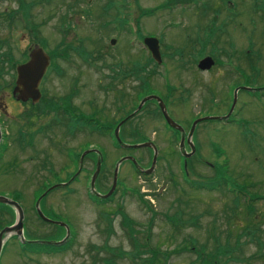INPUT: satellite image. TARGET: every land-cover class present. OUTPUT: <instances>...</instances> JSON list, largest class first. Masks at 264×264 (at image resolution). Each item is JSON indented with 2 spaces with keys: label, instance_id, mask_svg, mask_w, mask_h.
Returning a JSON list of instances; mask_svg holds the SVG:
<instances>
[{
  "label": "rangeland",
  "instance_id": "374dc122",
  "mask_svg": "<svg viewBox=\"0 0 264 264\" xmlns=\"http://www.w3.org/2000/svg\"><path fill=\"white\" fill-rule=\"evenodd\" d=\"M21 1L34 3L28 10L27 20L20 10ZM196 1L184 5L176 0L173 8L145 17L144 12H150L162 0H0V123L4 135L0 149V152L3 149L0 196L19 194L23 198L24 229L29 234L24 235L26 240L56 241L55 230L38 221L33 206L44 192L43 186L66 181L67 174H74L77 166L70 162L71 157L66 156L65 149L72 147L75 155L82 149L103 148L104 168L95 181V188L101 193L111 187L114 166L122 157H135L141 168H149L150 152L112 149L106 134L78 133L67 137L64 129L54 121L57 100L76 77L79 94L74 105L90 113L88 104L92 103L93 108L106 110L103 115L109 121L117 118L113 115V97L100 92L96 85L100 77L96 71L101 72V67L120 66L130 73L137 62L143 66L148 54L143 51V40L137 34L144 39L155 35L164 38L161 42L164 66L157 67V75L150 83L156 94H160L170 71V81L187 89L185 102L171 105L172 116L186 128L191 127L198 116L228 113L236 88L264 89V15L253 13L264 0H230L236 5L237 18L226 25L223 23L228 13L222 9V0ZM201 39H204L205 54H213L217 68L204 77L180 71L177 74L175 68L192 66L196 58H177L172 49L191 50L192 42ZM112 41H115L113 45ZM171 44L172 49L168 48ZM230 45L236 50V65L247 76H252L250 80L238 78L231 87L232 93L226 88L230 76L224 65L229 59ZM37 46L47 54L59 50V59L53 61L54 66L40 86L44 101L32 108L27 102L11 98V91L17 65L25 62ZM80 66L85 67L73 71ZM219 66L225 70L220 77ZM81 73H86L87 77H82ZM125 76L127 83L133 82L130 74ZM129 89L126 90L128 96ZM262 92L238 93L234 122L196 125L191 140L195 153L186 163L188 181L182 178L183 159L175 138L165 140L169 131L158 118L146 113L139 115L137 121L143 122V131L158 147L154 171L144 179L136 175L128 161L122 162L116 195L103 206L88 196L89 178L95 164L87 159L77 182L69 189L50 191L39 205L47 217L57 218L51 211L70 227L72 240L69 245L55 254L21 255L16 241L9 238L0 264H199L196 260L202 248L206 251L201 254L207 255L226 244L232 249V254L225 257L229 261L222 259L217 264H264V256L258 252L259 245L251 242L249 235L253 232L264 246ZM129 102L127 99L125 113L132 111ZM46 103L50 105L44 110ZM120 140L127 144L137 143V138L131 136L122 135ZM219 167L226 180L233 182L229 186L235 189L245 186V190L237 189L239 195L223 187L216 191L191 190L192 182L202 186L211 183L215 168ZM136 191L143 197L144 206L136 199ZM245 195L256 200L252 203L254 213L251 215L246 209L248 198ZM119 211L134 223L135 232L131 235L123 228ZM175 215L181 220L177 228L165 218ZM5 221L9 219L5 217ZM137 245H147L145 252H136ZM137 251L141 250L137 248ZM151 252L157 255L151 258Z\"/></svg>",
  "mask_w": 264,
  "mask_h": 264
},
{
  "label": "flooded vegetation",
  "instance_id": "af4514ba",
  "mask_svg": "<svg viewBox=\"0 0 264 264\" xmlns=\"http://www.w3.org/2000/svg\"><path fill=\"white\" fill-rule=\"evenodd\" d=\"M175 1L176 0H162V3L160 5H157L153 8L154 12H158V10L160 11H164L166 9H170L171 7L173 8V6L175 5ZM182 2V1H181ZM223 4V9H225L226 11L229 12V17H227L226 14V18H225V23L224 24H228L231 23L232 21H234L237 18V12H236V7H235V3H233L232 1H226ZM161 7V8H159ZM159 8V9H158ZM220 8V7H219ZM183 9V8H181ZM231 15V16H230ZM164 29H162L161 32H163ZM168 32V31H166ZM200 33L199 31H197V34ZM163 34V33H162ZM152 37H157V35L152 36ZM159 42H162L164 40V38H158ZM193 41V40H191ZM203 41L204 40H197V41H193L191 44V50H186V49H172V44H171V49L173 50L172 52H175V54L173 56L177 57V58H196V60L194 61V63L192 64V66L186 65V66H182V67H178L177 69L175 68V71L177 72V74L180 72L183 73H189L191 75H196L199 77H204V75L209 74L210 72H212L213 69H215L217 61L215 58H213L214 62L216 63L215 66L209 70V71H201L198 68V64L199 62L205 58L207 55L205 54V50L203 47ZM161 48V55L162 58H164V53L162 50V46ZM231 55H230V62L229 65H226V72L229 74V81L226 84V88L228 89V91H231V87L233 84H236L238 81V77L239 75H243L244 79L249 78L252 79V76H247L245 74V72H243L242 70H240V68L236 65L237 64V56L236 55V50H232L231 51ZM208 56H212V55H208ZM174 57V58H175ZM214 57V56H212ZM233 59V60H232ZM166 65V64H165ZM164 66V65H163ZM160 66V67H163ZM85 66H80V67H75L73 69L74 72H77L78 70H80L81 68H83ZM157 64L152 63V65L149 66H141V65H136L134 67V75L133 77H131L133 79V82L127 83L126 82V71L118 66H111V67H101L99 68V70L101 72H97V74L100 75V77L98 78L96 85L98 86V89L100 90V92L104 93L105 95L108 96H112V107H113V115L116 116L117 118H115L113 121H109L106 117V115L104 114V111H106L104 108H98L97 106L95 108H93V104L89 103L88 107L90 109V113H85L82 110H79V107L74 103L75 101L78 99V91H77V85H78V78L76 77L75 79H73V84L70 88H67V92H63L62 96H60V98L57 100L58 101V105H56V109H55V122L58 125V127H61L64 129L65 134L67 135V137H73L76 134L78 135V133H86L87 135H93V134H97L99 136H102L104 134H106L107 137L112 136L113 137V141L111 143V147L112 149H122V150H129L125 147L122 146H118L116 140H114V130L116 128V126L123 120L126 118L125 112H126V105H127V99H129L131 101V99H135L138 100L136 102V104L134 105L132 111L137 107V104L141 102V100L147 96H157L159 99L162 100V102L164 103L167 113L169 114V117L178 125H180L183 128L184 131V140H183V145L181 146L180 143V139H181V132L177 131L171 127H169L164 119V117L162 116V113L160 111L159 105L155 100H151L149 102H146L143 110V113H146L149 116H154L155 118H158L164 125V129L168 130L169 134L168 136L165 137V140L167 141L168 139L170 140H176V148L179 149V147L181 149H190V147L188 146V142H187V137L189 134V127L186 128L183 125H181V122L179 120H176L172 114H171V105H173L175 103V105H179V104H183L185 101V92H186V88L184 87H177L174 83H172L170 81V71L167 77V82L164 83L163 87L160 89L161 93L160 94H156V92L154 91V89L151 87V79L157 75ZM223 66H219V74L218 77H220L221 73L223 74ZM87 68V67H86ZM167 68V72H168V67L166 65ZM217 68V67H216ZM228 69V70H227ZM249 70L253 71V66L252 64H250L249 66ZM82 77H87L86 73H81ZM142 79H144V81H142ZM220 79V78H219ZM169 80V81H168ZM73 85L75 87H73ZM132 85V87L129 89L128 87H130ZM237 87V86H236ZM240 88V87H239ZM128 94H130L129 96L126 93V90H128ZM216 89V88H213ZM180 91V93H182L181 95H178L177 92ZM188 91H187V94ZM128 96V97H127ZM130 103V102H129ZM84 106V105H83ZM44 110L45 107H44ZM149 110V111H147ZM131 111V112H132ZM142 114V113H141ZM141 114H136L135 117L131 120H129L130 125L128 127H126V124H123L120 126L119 130H118V136L119 138L123 135V136H131V137H136L137 138V143L134 144H143V143H151L153 144L156 148V142L154 139H151L147 134H145V132L143 131V122L141 121H137V118L139 115ZM227 112L221 116H215V117H219V118H223L227 116ZM122 116V117H121ZM205 116V115H203ZM233 116L234 113H231L229 116V120L225 121V122H218L222 125H226L229 124L230 122L233 121ZM120 117V118H119ZM234 122V121H233ZM132 123V124H131ZM126 125V126H125ZM44 131V130H43ZM42 131V132H43ZM163 131V130H162ZM127 144V143H126ZM134 144H128V145H134ZM71 149V150H69ZM67 148L65 149L66 153H73L72 147L71 148ZM96 149V148H94ZM97 149H103L101 146ZM151 149H153V147H145L143 150L145 151L147 154L151 151ZM102 151V150H101ZM189 152V151H188ZM103 153V151L101 152ZM94 158L93 161H95L96 163V156L94 154Z\"/></svg>",
  "mask_w": 264,
  "mask_h": 264
},
{
  "label": "water",
  "instance_id": "95a60500",
  "mask_svg": "<svg viewBox=\"0 0 264 264\" xmlns=\"http://www.w3.org/2000/svg\"><path fill=\"white\" fill-rule=\"evenodd\" d=\"M114 43H115L114 41L111 42L112 45ZM144 44L148 47L149 51L152 53V57L158 63H160L161 62V59H160L158 41L156 39H153V38H147V39L144 40ZM48 65H49V58H48V56L45 55L44 52L41 49H39V48L36 47L29 54V61L26 62L25 64H22V65H20V66L17 67V69H16L17 79H16V82H15V87H14V89L12 91V95H13V97L17 101L26 102L28 100H31L33 103H36V102L39 101V99H40V93H39V90H38V86H39V83L41 81V78L43 77V75H44V73H45L46 68H47ZM212 65H213V60L211 58H206V59H204V60H202L200 62L199 68L201 70H208V69L211 68ZM153 98H155V97L145 98L141 102V104H140V106H139L138 109L141 108V106L143 105V103L146 100H150V99H153ZM155 99H156V101L159 104V107L161 109V112H162V114H163L166 122L172 128H175V129H178V130L182 131L181 128L179 126H177L169 118V116L167 115V112H166L165 107H164L163 103L161 102V100H159L158 98H155ZM235 102H236V96L234 98L232 108L234 107ZM131 117H132V115L129 116L127 119H129ZM208 119L209 118L199 119L191 127V130H190V133H189V137H188V143L191 146V154L194 151V147L190 143V139L192 137L193 130H194L196 124H198V123H200L202 121H206ZM212 119H216L217 120L218 118H212ZM118 128H119V126L117 127L116 133L118 131ZM183 135L184 134H182L181 141L183 140ZM0 140H1V131H0ZM145 146H151V144L148 143V144L140 145L138 147H145ZM131 147L135 149V148H137V145L136 146H131ZM152 150H153V154L154 155H153L152 164H151V167H150L149 170H142V169H140L139 166L137 165L136 161L133 158H131V157H126V158L121 159L116 164V166H115V170H114V174H113V179H112L111 189L109 190V192L106 195H100V194H98L96 192V190H95V185H94L95 184V180L97 178V175H98V173L100 171V166H101V161H102V158L100 157L98 159V161H97L96 170H95V172H94V174L92 176L91 182H90V190H91V193L94 196H96V197H98L100 199H107L108 197H110L111 194L114 192V190L116 188V185H117V172H118V167H119V165L123 161H126V160H129V161H131L134 164V166L137 169L138 173H140L142 175H148V174H150L153 171V168H154L155 162H156V158H157V150L155 148L152 149ZM90 152H95V153L99 154L96 150H89V151L84 152L81 155V158H80V161H79L80 166L82 164V160H83L84 156L87 155V154H89ZM181 152L184 155V157H186V158H189L190 155H191V154L186 155L184 153V149H181ZM80 169H81V167H79L78 172L80 171ZM66 185L67 184L56 185V186H53L50 190L55 189L57 187H65ZM42 197L39 198V200L36 202V205H35V209H36V212H37L39 218L43 222H45V223H49V224H52V225H57V226H60V227L65 228V230H66V237H65V239H64L63 242H61V243H46V244L55 245V246L61 245V244H63L69 238V229L63 223L51 221V220L47 219L42 214V212L39 209V202L42 199ZM0 204L7 205V206L12 207L15 210L16 216H17L16 221H15V223H14L13 226H11V227H5L0 232V254H1V251H2V248H3L4 243L11 236L18 237V239L20 240V242L23 243V244L26 243V241H25V239L23 237V220H24V215H23V210L21 209V207L19 206V204H17L16 202H14V201L6 198V197H1V196H0Z\"/></svg>",
  "mask_w": 264,
  "mask_h": 264
},
{
  "label": "trees",
  "instance_id": "16d2710c",
  "mask_svg": "<svg viewBox=\"0 0 264 264\" xmlns=\"http://www.w3.org/2000/svg\"><path fill=\"white\" fill-rule=\"evenodd\" d=\"M34 5V3H29V4H26L24 3L23 1L20 2V10L24 11L25 13V18H29L28 16V10L30 7H32ZM10 58V56H9ZM33 108H36L33 107ZM228 180H226L225 178V175L221 173V169L216 171L215 172V177H214V180L211 182V183H207L205 185L211 187V188H215V187H225L228 185ZM210 184V185H209ZM232 185V184H230ZM237 189H240V190H245V186L244 187H238ZM240 193V192H239ZM253 197H256L257 195H252ZM13 199L20 202L22 201V197L21 195L19 194H13L12 195ZM242 197V196H241ZM138 198L141 202H144L142 200V197L141 195H138ZM237 200L239 199V197L236 198ZM260 199V197L258 198ZM249 203L251 204V206L248 207V214L251 215L254 213V208L252 206V203H254V201H256L255 199L249 198ZM145 203V202H144ZM5 217H7L9 219V221H5ZM166 220L171 223L175 228L179 227L180 224H181V220H180V217L175 215V216H166L165 217ZM122 224L123 226L125 227L126 231L131 235L132 233H134V230H133V222L124 214H122ZM14 221V214H13V211L7 207V206H3V205H0V229L4 226H7V225H11V223ZM182 226V225H181ZM55 230H56V235L55 237H59V239L62 238L63 234H64V230L61 229V228H58V227H55ZM247 233V231H246ZM250 237H251V242L255 241L259 246V253L262 254L264 256V246L263 244H261V240L259 239H256L255 238V234L253 232H251L250 234ZM69 245V243L67 244V246ZM66 246V247H67ZM18 248L20 250V253L21 255L22 254H30V255H35V256H38L40 254H43V253H50L52 251H55V248L53 247H46V246H41V245H18ZM137 248H139L141 251H137ZM147 248V245H144L142 247L140 246H136L135 248V251L136 252H139V254L145 252L144 250ZM206 248H202L200 250V252L198 253V257H197V260L196 262H198L199 264H217L218 261H221L222 259H227L225 257L231 255V250L229 247H227V244L222 246H218L216 247V249L213 251V252H207L208 254L207 255H203L201 254L202 252H204ZM7 250V245L5 247V251ZM147 251H150V249L148 248ZM206 251V250H205ZM154 255H157L155 252H151V258L154 256ZM229 261V259H227V262Z\"/></svg>",
  "mask_w": 264,
  "mask_h": 264
}]
</instances>
